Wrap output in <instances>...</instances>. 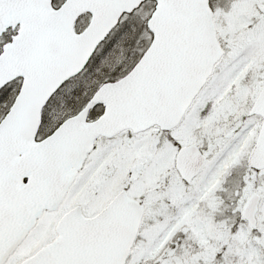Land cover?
<instances>
[{"label":"snow or ice","instance_id":"1","mask_svg":"<svg viewBox=\"0 0 264 264\" xmlns=\"http://www.w3.org/2000/svg\"><path fill=\"white\" fill-rule=\"evenodd\" d=\"M0 264H264V0H0Z\"/></svg>","mask_w":264,"mask_h":264}]
</instances>
